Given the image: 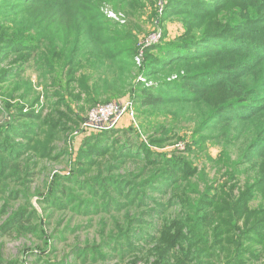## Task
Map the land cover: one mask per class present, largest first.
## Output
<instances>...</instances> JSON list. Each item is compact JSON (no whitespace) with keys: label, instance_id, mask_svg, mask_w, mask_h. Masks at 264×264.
I'll return each mask as SVG.
<instances>
[{"label":"trees","instance_id":"obj_1","mask_svg":"<svg viewBox=\"0 0 264 264\" xmlns=\"http://www.w3.org/2000/svg\"><path fill=\"white\" fill-rule=\"evenodd\" d=\"M8 1L10 16L0 21V99L3 104L0 116L7 114V119L0 123V202L5 203L0 206V217H6L0 225V264H20L17 258H4L1 252L3 240L35 237L41 245L46 240L41 218L31 202L36 196L42 204L54 207L45 208L53 213H65L70 209L69 212L86 217L103 215L101 222L105 223L107 219L114 222L113 214L124 216L122 226H114L107 234L102 229L99 241L100 244L114 242L115 246L126 242V248L114 257L101 256L89 261L85 258L79 264L105 263L108 259H115V264H262L264 98H255L256 108L235 111L253 99L251 96L259 97L260 88L264 86V40H258L261 37L253 30L259 18L264 17L257 14L264 8L259 6V0H247L256 4L249 13L224 16L223 22L227 26L207 29L198 35L192 33L204 28L206 23L200 22V18L188 9L176 8L177 3H188L189 0H171L165 4L162 17H182L184 34L176 41L144 48L139 66L134 62L138 54L134 27L129 22L109 20L101 6L106 4L115 11L127 8L133 15L134 7L142 10L145 4L153 5L155 0H142L141 5V0ZM204 4L210 9L205 13L218 11L213 10L212 2ZM151 5L150 18H160L156 7ZM240 11L237 9V14ZM234 25L238 28L233 33ZM241 29L240 34L237 31ZM208 39H223V43L217 46L218 49H210L212 46L208 47L205 41ZM167 50L170 51L167 53ZM205 64L219 66L205 68ZM25 65H29L27 70L36 75L37 82L24 76ZM174 74L172 80L170 76ZM254 74L259 77L256 81H252ZM139 76L146 77L149 83L153 79L155 85L144 86L138 80ZM209 78L212 80H206ZM250 87L258 89H248ZM49 88L54 89V93L50 94ZM167 89L171 94L164 92ZM126 94L142 108L152 109L146 112L147 121L152 112L161 107L173 109L164 113L172 116L174 121L147 126L149 146L164 147L175 143L179 121L192 124L194 134L216 129L230 146L236 144L238 157L234 152V159L231 154L230 159L223 160L226 165L224 175L239 181L235 176L239 173L236 167L245 166V180L237 194L235 186L224 191L225 183L222 184L220 193L226 196L223 203L229 204L227 208L215 206L217 195L212 194L215 189L204 169L198 171L188 164L184 169L182 163L167 157L165 151L137 144L133 138L134 127L124 131L125 140L113 138L107 146L85 152L93 160L77 166L81 179L57 180L75 184L81 195L87 193L96 203L101 201L98 205L103 208L98 205L90 210L82 208L87 203L78 201L74 194L67 199L68 188L58 189V183L51 198L45 196L41 200L43 194L39 190L32 191L31 185L37 175L35 169L41 163L58 160V156L52 155L56 151V134L67 131L61 128L57 119L62 116L55 110L59 107L70 109L71 104L81 103L94 107ZM57 98L62 102L38 106L41 100ZM213 122L215 124H211ZM116 131L90 133L83 144L105 141ZM128 136L131 138L126 139ZM144 191H153L166 198L163 204L166 206L152 202ZM111 192L121 201H114ZM189 193L194 197L188 198ZM59 195L66 198L64 203L55 200ZM256 195L260 197V205L253 209L250 201ZM186 201H190L187 206ZM14 202L18 203L17 208H7ZM148 204L154 208L146 210ZM179 205L185 207L179 208L178 212ZM132 208L136 211L130 214ZM141 208H145L143 212H140ZM152 215L148 229L153 235L145 236L142 245L133 244V237L139 238L132 229L133 224ZM82 248L85 247L74 246L72 250L81 254ZM36 250L44 252L42 247H36ZM29 251L33 250L24 247L19 253ZM129 254L138 257L129 258ZM53 255L48 256L50 261H44L40 256L37 261L40 264H67V255L52 260Z\"/></svg>","mask_w":264,"mask_h":264},{"label":"rangeland","instance_id":"obj_2","mask_svg":"<svg viewBox=\"0 0 264 264\" xmlns=\"http://www.w3.org/2000/svg\"><path fill=\"white\" fill-rule=\"evenodd\" d=\"M168 2H171V0H155L153 5L151 4H145V8L141 10L139 7L133 8V15H130L127 10H113L110 6L103 4L101 6L102 13L108 18L109 20L113 22H129L130 26L134 27L133 33L137 36V45H136V52L141 50L143 45L146 42H149V45H147V49H151L157 45H160L163 42H170V41H176L179 39L182 34H184V24L183 21H185L182 17H162L165 4ZM183 2V1H182ZM188 3H177L176 8H180L181 10L188 9L192 13L196 14L197 17L200 18V22H205L206 26L204 28L198 29L196 32H193V35H198L201 32H204L207 29H219L223 26H227L226 22H223L224 16H238L240 14L251 12L252 8L256 5L253 2L250 1H243V0H189ZM204 2H212L213 10L217 9V12L214 13H205L206 10H210L209 8H206L207 5L204 4ZM244 2V3H243ZM8 0H0V21H4L7 16H10L9 9H8ZM147 3V2H145ZM143 4L142 0L140 1V5ZM155 6L158 10V13L160 14V18L151 19L150 13H151V7L149 6ZM259 6H264V0H259ZM138 8V9H137ZM237 9H241V11L237 14ZM126 11V13H125ZM129 16H127V15ZM237 14V15H236ZM257 14H263L264 16V8L260 9ZM206 17L205 19H202ZM163 20V21H161ZM259 22L256 23V25L253 26V30L256 31V35H259L261 38L258 40H264L262 35L264 34V17H260ZM1 25V24H0ZM238 27L236 25L233 26L232 32H236V29ZM241 34L242 29L240 31H237ZM238 33V34H239ZM253 39V38H252ZM209 41L205 40L207 42L208 47L212 46L210 49H218L217 46H220L221 43H223V39H218L215 41L214 39H208ZM256 40V39H254ZM250 44V43H249ZM260 44V43H256ZM252 45V44H250ZM215 47V48H213ZM208 48V51L210 50ZM170 50H167L165 52H169ZM205 51V50H204ZM171 56L175 54L169 53ZM191 55L194 54L193 50L190 52ZM188 54V57L191 56ZM169 56V55H168ZM7 65H10L6 63ZM6 64H3V66H6ZM27 66V67H26ZM219 65H208L205 64V68H214ZM24 69V76H27L30 78L33 82H37L36 75L34 73H31V71L27 70L29 68V65H25ZM181 71L179 72V75H181ZM30 75V76H28ZM252 81H256L259 79L257 75H253ZM23 78V77H22ZM170 78L172 80L175 79V74L171 75ZM25 79V78H24ZM142 83H144V86L147 87H153L155 85V82H153V79H150L151 83H149V80H147L146 77L139 76V79ZM206 80H212L211 78ZM264 84V83H263ZM39 89H41L39 87ZM38 89V91H40ZM248 89H258L255 87H250ZM261 95L256 96L253 95L250 98V101L245 103V106L241 107L242 109L236 108V112H244L251 110L252 108H256L257 101L255 98H264V86L260 88ZM48 90H51L50 94L53 92L54 89L49 88ZM167 94H171L170 90L164 91ZM54 93V92H53ZM53 102L60 103L62 102L61 99H53L50 101H44L41 100V103L38 106H45L50 105ZM122 102H131V106L133 108L135 118L134 121H130L128 119L124 118V121H121V123L118 125L117 131L114 132L107 138L105 141L100 140L96 141L95 144L91 143L90 145L86 144L84 145V139L86 138V135L84 132L80 131V124L82 123L81 120L84 119L87 112L90 110L93 104H87L82 105L77 104L75 106L74 104H71L70 109H65L63 107H59L55 111L58 110L59 114H61L62 118H59L61 122V128L66 129V132L56 134L57 141L54 143V146L56 147V151L53 152L52 155L58 156V160L55 162H49V163H41L38 166V169H35L36 177L33 181V184L31 185L32 191L39 190L40 193L43 195H40L41 200L48 196V198L52 197V193H56L55 188L57 183L60 185L58 189L61 187L66 186L68 188V192L66 195V198L68 199L70 194H74L77 197L78 201H85L87 204L84 205V209L90 210L91 208H96L93 206H97L98 204L102 203L98 200L95 201V199H91L90 196L87 193H79L77 190V187H75V184L71 183L68 184L65 181H57L59 178L64 179H70L73 177H77L81 179L78 175L77 166L81 164V162L85 163L88 160H93V158L86 156L85 152L92 151L94 149H98L100 147H105L109 142L113 140V138L119 139V140H125L124 131L126 129H129L130 127H134L136 133L133 134V138L135 139L137 144H146L148 147H150L151 150H159V151H165L167 153V157H174L177 161L182 163L186 169L187 164L188 166H192L197 168L198 171L201 169H204L205 173L208 175V178L210 179V184L214 187L215 191H212L213 195H217V203L215 204L216 207H222L227 208L229 204L223 203L226 200V196L220 193V189L222 187V184L225 183L224 191H227L228 188L231 186L234 187V192L237 194L239 192L240 186H243L244 183V173L243 168L245 166H237L236 170L239 171L238 174L235 176L239 178V181H234L230 178L228 175H224L226 172L225 164L223 163V160L226 157H231V154L234 152L237 153L238 157V148L236 147V144L229 145L228 142L222 139V137L219 135L218 131L216 129H207L202 131L200 134H194L192 132V124L189 123H182L181 121L177 122V127L175 133L178 134V138L175 140V143L167 144L164 147H156L152 145H148L150 135H146L145 132L147 129V126L152 123H163L167 122L170 123L174 121L172 119V116H170L167 113H164L165 110L173 111V109L167 107H161L158 111H153L152 116L150 117V120L147 121L146 119V112L147 110H152L148 108H142L139 103H134L132 97H130L128 94L125 96L119 98L118 100L112 101L110 103H122ZM259 102V101H258ZM26 103V102H25ZM2 99H0V109H2ZM34 108L37 107V105H33ZM244 108V109H243ZM244 110V111H243ZM25 111V110H24ZM35 113V112H34ZM157 114V115H156ZM44 116V115H43ZM7 114H4L0 116V123L4 122L7 118ZM56 120V118H54ZM19 122H25V121H19ZM31 124H34L36 126V123L31 122ZM211 124H215L214 122ZM32 126V127H34ZM35 128V127H34ZM167 128V127H166ZM158 136V135H156ZM131 137H127L126 139H130ZM149 138V139H148ZM179 144L182 146V144H185V147L183 146V149L177 150L175 148V145ZM188 144V146H187ZM189 147V148H188ZM243 148V146H242ZM173 152H172V151ZM236 157V158H237ZM235 158V154H233L231 159ZM186 162V163H183ZM236 162H238L236 160ZM127 169V168H126ZM128 170V169H127ZM132 170V169H130ZM231 171V170H230ZM113 174H117L114 172ZM44 183L46 184L45 186ZM164 187V186H163ZM153 188V187H152ZM199 189H202V185H200ZM113 189L111 188V191ZM129 190V189H127ZM74 192V193H73ZM93 192V191H91ZM91 192H88L91 194ZM218 193V194H217ZM143 194L146 196H149L150 200L152 202H156L158 204H165L166 198L156 194L153 191H144ZM260 195V193L258 192ZM259 195H256L251 201H250V207L255 209L258 205H260V197ZM111 196L114 201L119 202L120 199H117V197L114 195V193L111 192ZM262 196V193L261 195ZM194 197L191 193L188 194V198ZM66 198H62L60 195L55 198V200L59 199L60 202H65ZM39 197H34L31 202L34 209L38 212L39 217L41 218V229L45 232L47 235L46 240L44 241L43 245H41L40 241L35 238H20L19 240H3V248L1 249L2 255L6 259H13L17 258V260L20 261V264H40L38 263V257L44 259V261H50L51 259L48 257L50 254H54L53 259L56 258L61 259L63 256L67 255V264H79L83 259L87 258L89 261L92 258H98L103 256H109L114 257L118 255L124 248H126V242L121 243L122 246H115L114 242H109L108 244H100V237L99 232L103 229L104 233L107 234L109 229L113 228L114 226H122L125 223V219L123 215H116L114 216V222L110 219H107V223L101 222V219L104 218L103 215H99L97 217L89 216L86 217L82 214H75L74 212H69L70 209L65 212H51L49 210H45V208H54L51 207L49 204L45 205L42 204L39 200ZM89 200H94L93 202ZM91 202V203H88ZM190 203V201H186L184 204L187 206ZM4 201L0 202V206H4ZM104 204V203H103ZM18 203H10L7 205V208H17ZM99 206V205H98ZM166 206V205H163ZM185 206L179 205L177 207V211L179 212V208H184ZM1 208V207H0ZM71 208V207H69ZM74 208V207H73ZM80 208V206H78ZM99 208H103L100 207ZM148 208L146 210H150L151 208H154L152 204H148ZM145 208H141L140 212H143ZM112 210V209H111ZM136 210L134 208L129 209L130 214H133ZM50 214V215H49ZM6 217H0V225L1 222L5 220ZM142 217H140L141 219ZM153 218V215L151 217L144 218L139 224H133L132 229L136 230V237H133L132 243L135 245H142V241L146 239L145 236L147 235H153V231L148 229L149 225H151V219ZM261 222L264 221V216L260 215ZM61 221V222H60ZM60 222V223H59ZM113 222V223H112ZM46 223L48 224L46 226ZM152 224H154L152 222ZM72 229H76L74 232H72ZM252 237L255 238L253 235ZM54 238H57L55 240ZM59 238V239H58ZM65 238V240L63 239ZM74 246H82L85 248H82V253L77 254L75 251H73ZM30 248L33 251H29L26 254L19 253L22 251V249ZM36 247H42L44 252L39 253L38 250H36ZM246 248V246L244 245ZM113 249V251H110V249ZM54 250V251H53ZM72 250V251H71ZM254 250V249H251ZM131 255V254H129ZM56 257V258H54ZM138 255H131L129 258H137ZM115 259H108L105 261V263H102L101 261H98L96 264H115ZM264 264V260L262 262Z\"/></svg>","mask_w":264,"mask_h":264},{"label":"built area","instance_id":"obj_3","mask_svg":"<svg viewBox=\"0 0 264 264\" xmlns=\"http://www.w3.org/2000/svg\"><path fill=\"white\" fill-rule=\"evenodd\" d=\"M147 45H149V42H146L134 57V62L138 66L141 64L143 49ZM131 105V102L97 104L85 115L83 122L80 124V131L89 136L90 133L110 132L117 129L124 119L123 117L134 121L135 114ZM183 146V144L182 146L176 144L175 148L181 150Z\"/></svg>","mask_w":264,"mask_h":264},{"label":"crops","instance_id":"obj_4","mask_svg":"<svg viewBox=\"0 0 264 264\" xmlns=\"http://www.w3.org/2000/svg\"><path fill=\"white\" fill-rule=\"evenodd\" d=\"M125 119H126V118H125ZM122 121H124V119H123ZM122 123H123V122H122ZM122 123H121V124H122Z\"/></svg>","mask_w":264,"mask_h":264}]
</instances>
